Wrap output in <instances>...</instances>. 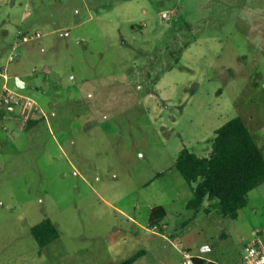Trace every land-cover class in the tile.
I'll use <instances>...</instances> for the list:
<instances>
[{"label":"rangeland","instance_id":"374dc122","mask_svg":"<svg viewBox=\"0 0 264 264\" xmlns=\"http://www.w3.org/2000/svg\"><path fill=\"white\" fill-rule=\"evenodd\" d=\"M21 30L42 35L15 47ZM0 71V264L141 249L133 264H183L184 249L241 264L264 243V182L231 218L218 198L189 208L176 167L236 116L264 150V0H0ZM4 83L37 101L34 126L2 104ZM46 217L60 236L42 248L31 228Z\"/></svg>","mask_w":264,"mask_h":264},{"label":"trees","instance_id":"16d2710c","mask_svg":"<svg viewBox=\"0 0 264 264\" xmlns=\"http://www.w3.org/2000/svg\"><path fill=\"white\" fill-rule=\"evenodd\" d=\"M25 122L33 126L38 119L31 118ZM176 167L193 188L189 208L198 209L206 198H218L221 212L236 218L240 209L248 204L249 192L264 182V150L245 119L236 116L217 128L210 155L200 156L184 147L179 153ZM166 214L164 205L154 206L150 224L158 225ZM31 232L42 248L60 236L57 224L50 217L33 225ZM144 252L141 249L113 264H133ZM195 262L218 264L198 255H195Z\"/></svg>","mask_w":264,"mask_h":264},{"label":"built area","instance_id":"2783aa9c","mask_svg":"<svg viewBox=\"0 0 264 264\" xmlns=\"http://www.w3.org/2000/svg\"><path fill=\"white\" fill-rule=\"evenodd\" d=\"M41 35V32L28 34L21 30L18 33V37L15 42V47H18L21 43L36 39ZM15 58V54H12L10 57L11 60H15ZM5 76L7 77L6 74ZM2 104L7 107H10L12 105H20L29 108L30 111L28 114H26V117L28 119H31V117L34 115L32 113L41 111V107L38 105L36 100L27 95L15 91L7 84L4 85ZM183 264H196L195 255L187 249H184ZM241 264H264V243L262 242L260 237L247 244L246 251L243 255Z\"/></svg>","mask_w":264,"mask_h":264},{"label":"crops","instance_id":"0c3cea01","mask_svg":"<svg viewBox=\"0 0 264 264\" xmlns=\"http://www.w3.org/2000/svg\"><path fill=\"white\" fill-rule=\"evenodd\" d=\"M29 42V41H28ZM26 43V42H25ZM1 72H3V71H0V74H2ZM4 74V73H3ZM4 77H6L5 76V74H4ZM6 79H7V77H6ZM18 80H19V82H20V84L21 85H19V84H17L18 86H19V88H24L26 85H27V81H25L24 79H20L19 77H18ZM7 81V80H6ZM5 84H7V83H4V85ZM4 85H3V90H4ZM13 89V88H12ZM15 90V89H14ZM15 91H17V92H19V93H21V94H24V93H22V92H20V91H18V90H15ZM24 95H26V94H24ZM15 106L16 105H12V106H10V107H8V109H15ZM20 106V105H19ZM3 109H5V108H3ZM3 113V112H2ZM21 117H22V119L24 120V121H26V119L25 118H23V116L21 115ZM34 126V125H33ZM3 147V143L0 141V148H2ZM194 255H198V256H200V257H203V258H205V259H207V260H211V261H215V262H217L218 264H222L219 260H217V259H215V258H212V257H208V256H206L205 254H196V253H193ZM242 259H243V257L241 258V262H242Z\"/></svg>","mask_w":264,"mask_h":264},{"label":"water","instance_id":"95a60500","mask_svg":"<svg viewBox=\"0 0 264 264\" xmlns=\"http://www.w3.org/2000/svg\"><path fill=\"white\" fill-rule=\"evenodd\" d=\"M18 84L21 85L20 82H19V80H18Z\"/></svg>","mask_w":264,"mask_h":264}]
</instances>
